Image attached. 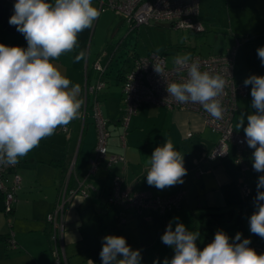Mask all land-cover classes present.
<instances>
[{
  "label": "crops",
  "instance_id": "crops-1",
  "mask_svg": "<svg viewBox=\"0 0 264 264\" xmlns=\"http://www.w3.org/2000/svg\"><path fill=\"white\" fill-rule=\"evenodd\" d=\"M15 2L16 0H0V43L26 48L25 37L15 26L9 24V18L14 14ZM198 2V18L204 25L201 32L152 24L177 35L175 38L172 36L166 48L158 54L165 55L166 49L170 46L178 49V52L186 50L187 52L182 53L190 56L219 55L236 47L234 81L244 84V80L251 75L264 76V65L257 54V49L264 47V0H198ZM93 5L98 8L96 0H93ZM108 20L107 16L101 14L91 29H86L78 35V47L73 52L65 53L53 61L73 84L81 85L82 97L85 89L95 86L99 79L105 82V87L97 93L86 92L85 115L73 120L66 128H58L54 135L42 139L39 147L33 149L15 165L14 171L21 176V185L16 193L17 201L11 213L14 214L15 225L23 214L22 221L25 222V226L21 229L25 230V234L20 235L18 230L13 233L6 232V229L0 230V234L11 233L13 237V242H0L5 250L4 264H53L49 240L50 227L45 218L53 209L58 200V193L66 181L70 190L78 191L86 186L91 187L87 198L82 197L78 191L72 202L66 206L64 242L69 264L75 254L86 251L95 255L97 249L103 246V238L106 236L103 228L109 227V215L119 219L124 214L126 224L129 218H134L130 211H123L120 206L106 205V197L116 178L122 180L123 188L133 192L149 191L153 195L165 197L181 194L179 205L174 209L177 211L170 212L167 226L170 221L173 230L177 222L185 225L190 210L197 208L196 210L202 211L199 214L200 220H203L205 215L208 218L211 216L215 218V222L209 218L204 228L207 239L212 241L217 228L218 231L226 229L224 226L230 221L229 214L232 209L242 203L239 201L241 184L248 185L253 198L257 195L258 177L264 173H257L253 169L251 158L254 149L247 148L243 153L249 168L245 175H242L234 162V146H230L228 155L223 159L207 158L206 154L216 145L219 135L207 127L195 111L141 102L136 114L129 120L124 144L122 143L120 136L123 128L119 119L124 75L130 69L134 57L155 51L148 49L145 53H140L138 50L141 25L130 27L123 19L116 26L114 21L110 24ZM134 31L137 34L136 42L131 44L127 39ZM200 34H207V39L220 36L224 41L220 49L216 50V46L213 45L216 43L208 42L206 39L212 52L203 54L200 48L198 49L197 39L194 42L191 39L192 35ZM181 48L183 50H179ZM80 50L87 53V58L76 63L74 57ZM97 62L103 69L102 72L95 67ZM127 62L130 63L128 66ZM247 87V95L236 99L238 109L233 117L234 131L244 136L243 127L247 126V115L255 112L251 106L252 86ZM94 100L99 103L102 114L109 121V154L121 155L124 158L110 168L101 163L95 172H91L89 159L94 155L97 134L91 109ZM242 113L245 116L244 126L237 129ZM188 132L192 133L189 137L186 136ZM166 138H170L174 147L182 152L187 174L183 177L184 183L161 190L147 184L146 172L147 162L154 149L162 146ZM44 172L55 178L52 191L42 197L43 180L40 177H43ZM248 203L250 201H247V206ZM252 206L253 213L256 209L254 204ZM142 214L135 216H143L145 224L159 225L153 219H149L148 215ZM92 221L95 225L92 231H89L87 226ZM136 222H139L142 228V223L138 219L131 220L129 225L132 226ZM161 231L162 229L160 232L156 231L158 238L162 237ZM258 237L253 234V237L249 238L251 244L257 242ZM144 264L148 263L145 261Z\"/></svg>",
  "mask_w": 264,
  "mask_h": 264
},
{
  "label": "clouds",
  "instance_id": "clouds-1",
  "mask_svg": "<svg viewBox=\"0 0 264 264\" xmlns=\"http://www.w3.org/2000/svg\"><path fill=\"white\" fill-rule=\"evenodd\" d=\"M101 15L93 0H16L9 24L16 27L26 41L27 48L0 43V166H15L20 159L39 147L40 141L66 128L82 115L85 103L81 85L64 76L53 61L78 47V35L91 29ZM159 51V49H157ZM264 65V47L257 49ZM80 50L74 57L78 63L86 60ZM190 54L177 56V70H186L184 82H167V99L177 103H198L215 120L223 117L219 97L226 81L220 74L200 70L199 61ZM157 74L164 76V68L154 65ZM251 85V106L255 112L240 115L237 129L243 127L245 139L252 153V166L264 173V76L251 75L244 80ZM146 180L149 186L164 189L184 183L187 174L184 157L170 138L154 149L148 160ZM255 211L249 218L250 231L264 238V175L258 177ZM177 221L179 218H175ZM198 231H189L183 223L172 228L170 221L161 237L174 250L173 257L163 264H264V253L249 247L251 240H234L217 231L214 240L201 250L197 246ZM102 264H141L139 249L133 250L123 236L107 235L99 253ZM90 264H93L90 261ZM153 264H159L155 260Z\"/></svg>",
  "mask_w": 264,
  "mask_h": 264
},
{
  "label": "built area",
  "instance_id": "built-area-1",
  "mask_svg": "<svg viewBox=\"0 0 264 264\" xmlns=\"http://www.w3.org/2000/svg\"><path fill=\"white\" fill-rule=\"evenodd\" d=\"M96 2L101 12L110 9L122 15L130 27L164 24L179 30H191L193 32L204 30V25L198 18V0H96ZM235 50L236 47H233L224 54L208 56L195 54L191 56L192 60L190 62L199 61L201 71L220 74L226 81L223 93L219 97L223 108V117L220 120L213 119L198 103L180 104L174 99H167L166 81L169 83L184 82L188 78L186 70H177V66L174 64L175 59L168 66L167 57L164 54L149 52L146 55L134 57L130 69L124 75L122 84L120 120L123 128L120 136L122 143L124 144V136L129 120L136 114L141 102L195 111L200 115L204 124L219 135L216 145L206 154V157L211 160L223 159L228 155L230 146H234V162L238 165L242 174H245L248 166L244 160L243 151L248 145L245 136L234 131L233 117L238 109L236 99L237 97H245L248 93V87L236 83L233 79ZM155 64L163 66V77L155 72ZM95 67L100 69L101 72L103 71L98 62L95 63ZM104 87L105 82L99 79L95 86L85 89L83 95L85 103L81 109L82 116L85 115L87 110L86 92L97 93ZM91 109L97 134L94 155L89 159V164L90 171L95 172L101 163L110 168L114 163L123 160L124 157L109 154V122L102 114L100 105L96 100L91 104ZM191 135V132L186 134L188 137ZM14 167L0 166V196L5 202V213H10L13 209L17 201L16 193L21 184V176L14 171ZM89 188L91 187L86 186L78 191H80L82 197L87 198ZM78 191L68 189L66 181L61 187L56 204L46 216V221L50 227L49 240L53 264H69L65 254L64 242L66 231L65 210L67 204L72 202ZM241 191L245 196L250 194V188L244 183L241 186ZM181 197V194L165 197L153 195L149 191L133 192L123 188L122 180L116 178L112 183L107 201L113 206H120L125 211L132 210L135 214L146 212L148 215L150 212L166 214L172 211L178 207ZM147 217L151 219L150 216ZM119 219L124 222L125 215H121ZM249 247L255 249L256 252L259 248L256 243H252Z\"/></svg>",
  "mask_w": 264,
  "mask_h": 264
},
{
  "label": "rangeland",
  "instance_id": "rangeland-1",
  "mask_svg": "<svg viewBox=\"0 0 264 264\" xmlns=\"http://www.w3.org/2000/svg\"><path fill=\"white\" fill-rule=\"evenodd\" d=\"M249 10V9H248ZM248 10H245L246 12ZM103 16L108 17V21L111 22L114 21V25H118L121 20L124 19L122 15H118L114 13V11L107 9L103 12H101ZM140 35H138V50L140 53H145L148 49L154 50L157 53H161L163 49L166 48L170 40L175 38L176 33L170 32L169 30H164L163 28L155 27L152 24L147 25H141L140 26ZM104 34V33H103ZM127 41L131 44H134L136 42V36L137 34L134 33L131 34ZM207 34H200L199 36L192 35L191 39L192 42H194L197 39L198 43V49L200 48L201 52L203 54H208L209 52H212L208 47V42H215L216 44H213L216 46V50L220 49L224 38L218 36L217 38L212 37H206ZM105 36V35H104ZM208 40V42L206 41ZM104 37H103V43L102 46H104ZM159 49V51H157ZM197 49V50H198ZM179 50H183L182 48ZM182 52H187L186 50ZM182 52H178V49H176L173 46H170L166 49L165 56L167 57V65L170 66L173 62V60L176 58L175 56H184L185 54ZM130 63L127 62L126 66H128ZM115 66V64H114ZM43 180V188L41 189V195L42 197L46 195L49 191H52V186H54V178L51 177L47 172L43 173V177H40ZM21 185V184H20ZM32 193H38L37 191H32ZM251 194V193H250ZM245 196L243 192H241L239 201L242 202L241 204L234 207L232 212L229 214L230 221L226 223L227 226L226 229L222 230L225 232L230 240H234L236 234L242 233L241 239L244 238H250L253 237V233L250 231V225H249V218L253 214L251 212L252 205L254 204L253 193L252 195ZM247 201H250L247 206ZM118 207V206H116ZM197 208H193V210H190L191 213L187 216L185 227L189 231H198L200 233V237L197 241V246L202 250L203 247H205L208 243H211L212 240H208L206 237V230L204 229L207 226V220L213 219L212 222H215L214 217H207V215L204 216L203 220H200L199 214L200 210H196ZM5 202L4 199H0V230H7L6 232H15L18 230V233L20 232V235H23L21 233H24V229L22 226H25V222H23V214L19 222L16 223L14 221V214L13 213H5ZM177 210H174V212ZM130 215H134V218L128 219V224L126 222L113 218V216H108V224L109 227L107 229L103 228L105 231V235H115V236H123L126 238V241L128 245L131 246L133 250L139 249L141 251V264H144L145 261L148 264H153L155 260L159 261V264H163V260L165 258H168L169 260L174 255V250L170 247H168L166 244H164L161 240V238L156 235V231L163 229V226L155 225L153 224H145V221L143 220V216H135L134 211H130ZM129 215V216H130ZM142 215H147L146 212H144ZM47 216V215H46ZM241 216V217H240ZM45 218V217H44ZM87 218V216H86ZM138 219V221H141L142 228H146V230H143L139 224V222L134 223L132 226L129 225L131 220ZM46 220V218H45ZM11 224V226H10ZM95 222L92 221L87 226L89 231H92L91 229L94 228ZM216 226L218 227V224L216 223ZM216 227V228H217ZM223 227V226H222ZM4 228V229H3ZM29 230V229H26ZM218 231V228H217ZM158 232V233H159ZM25 234V233H24ZM216 234V233H215ZM157 236V238H156ZM256 243L259 248L257 249V253L261 254L264 253V238L258 237ZM102 247L97 249V253L95 255H92L86 251L79 252L72 256L71 264H90V261L93 262V264H102L101 258H100V251ZM5 253L3 245H0V264H4L3 262V255ZM7 264V263H6Z\"/></svg>",
  "mask_w": 264,
  "mask_h": 264
},
{
  "label": "trees",
  "instance_id": "trees-1",
  "mask_svg": "<svg viewBox=\"0 0 264 264\" xmlns=\"http://www.w3.org/2000/svg\"><path fill=\"white\" fill-rule=\"evenodd\" d=\"M120 120H121V117H120V119H119V123H120ZM109 122V121H108ZM247 148H249V147H247ZM246 148V149H247ZM245 149V150H246ZM244 150V151H245ZM244 151H243V153H244ZM243 157H244V155H243ZM245 160V159H244ZM236 164V163H235ZM248 166V165H247ZM249 169V168H248ZM240 170V169H239ZM248 171V170H247ZM246 171V172H247ZM241 172V171H240ZM242 173V172H241ZM246 174V173H245ZM245 174H242V175H245ZM241 186H242V184H241ZM242 192V191H241ZM59 194H60V192L58 193V198H59ZM109 194V193H108ZM0 198H2L1 196H0ZM182 198V197H181ZM107 199H108V195H107V197H106V205H107V207H112L113 205L112 204H110V203H108V201H107ZM57 202V201H56ZM56 204V203H55ZM117 206V205H116ZM14 207H15V205H14ZM14 207H13V209L11 210V212L14 210ZM174 210V209H173ZM123 211H125V210H123ZM128 211H131V210H128ZM128 211H126V212H128ZM171 212V211H170ZM170 212H168V213H166V214H158V213H156V212H150L149 214H148V216H150V218L151 219H153L154 220V222L155 223H157V224H159L160 226L162 225L163 226V228L164 229H162V231H161V233H163L165 230H166V228H167V223H168V217H169V214H170ZM7 214V213H6ZM135 215H137V214H135ZM241 217V216H240ZM7 242V243H10L11 241L13 242V237H12V234L11 233H9L8 235H2V234H0V242Z\"/></svg>",
  "mask_w": 264,
  "mask_h": 264
}]
</instances>
